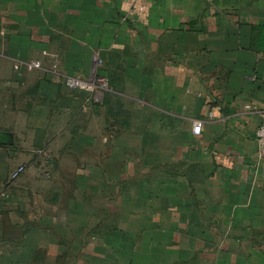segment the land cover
Segmentation results:
<instances>
[{"label":"crops","instance_id":"0c3cea01","mask_svg":"<svg viewBox=\"0 0 264 264\" xmlns=\"http://www.w3.org/2000/svg\"><path fill=\"white\" fill-rule=\"evenodd\" d=\"M255 107L264 0H0V264H264Z\"/></svg>","mask_w":264,"mask_h":264},{"label":"rangeland","instance_id":"374dc122","mask_svg":"<svg viewBox=\"0 0 264 264\" xmlns=\"http://www.w3.org/2000/svg\"><path fill=\"white\" fill-rule=\"evenodd\" d=\"M38 63L39 66L36 67L35 65L33 66V64L28 63L29 65H26L28 68H41V63L39 61H32L31 63ZM14 70L17 73L20 70V66L18 65H14ZM69 80H72L73 82L77 83L74 85H71L68 83ZM87 81V80H86ZM85 80H79L76 78H72V77H67L66 79L63 80V82H65V84L71 88H74V90L79 91L80 90H85V91H91V92H96V95L99 99H101L103 92L108 88L107 86V81L106 79H104L103 77L100 76H96L93 79L94 85L87 87L86 85L84 86L83 83L85 84L86 82ZM24 84V81L22 82ZM38 105L33 106V102L27 105H22L19 106L16 109V122L17 125L22 126L24 125V122H22L20 120V117H23L25 114V112H29L30 109L33 111L35 109H39V107H37ZM6 112L1 111L0 112V116L3 117L5 115ZM16 124V123H15ZM49 143L48 149L46 151H44L42 148L37 147L36 149L33 150L34 153H38L41 156V165L39 167L40 172L39 174L41 175V177L45 178V179H52L55 176V167L57 165V157L59 154L56 152L57 149H59L58 145L60 144V137H50L47 140ZM42 147V146H41ZM57 147V148H56ZM48 156L52 159L54 157L55 163H49L47 158ZM67 158V157H66ZM64 160L65 165H75V161L73 162H69V159ZM69 162V163H68ZM23 165V164H22ZM64 165V166H65ZM27 169V167H26Z\"/></svg>","mask_w":264,"mask_h":264},{"label":"built area","instance_id":"2783aa9c","mask_svg":"<svg viewBox=\"0 0 264 264\" xmlns=\"http://www.w3.org/2000/svg\"><path fill=\"white\" fill-rule=\"evenodd\" d=\"M137 9L142 11L144 9V6L142 4L137 6ZM23 64V63H22ZM25 65H29L28 63H24ZM33 64V66L35 65L36 67L39 66L38 63H30ZM18 66H20L21 64H17ZM69 84L74 85L77 84L75 82H73L72 80L68 81ZM83 85L89 87L94 85L93 80L92 81H86L85 84L83 83ZM247 108L251 109L252 107L247 106ZM221 107L217 106L214 109H212L211 111H209L208 116L210 118H215L217 115V111H220ZM255 111L258 113L259 117H260V125L258 126L257 130H256V141L258 144V151H257V156H256V167H260L262 165H264V107L263 108H257L255 107ZM203 130V121L202 120H196L193 124V132L195 134H200ZM26 170L25 165H19L14 171H12L11 173V178L13 180H16L20 177V175L22 173H24Z\"/></svg>","mask_w":264,"mask_h":264},{"label":"trees","instance_id":"16d2710c","mask_svg":"<svg viewBox=\"0 0 264 264\" xmlns=\"http://www.w3.org/2000/svg\"><path fill=\"white\" fill-rule=\"evenodd\" d=\"M98 76L100 77H104L102 74H98ZM107 84H109V82L107 81ZM109 86V85H108ZM80 90V89H79ZM112 99H114V96H112L111 92H108L107 93L105 92V100H104V103L105 104H113L112 102ZM112 107V106H111ZM128 126H130V123H127ZM44 151H46L48 148H42ZM36 155H40L38 153H36ZM48 162L49 163H55V160H54V157L51 159L49 156L47 158Z\"/></svg>","mask_w":264,"mask_h":264},{"label":"water","instance_id":"95a60500","mask_svg":"<svg viewBox=\"0 0 264 264\" xmlns=\"http://www.w3.org/2000/svg\"><path fill=\"white\" fill-rule=\"evenodd\" d=\"M14 141V134L11 131L0 130V144H12Z\"/></svg>","mask_w":264,"mask_h":264}]
</instances>
